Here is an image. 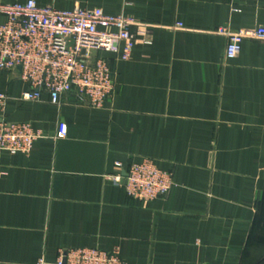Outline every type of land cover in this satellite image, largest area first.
Instances as JSON below:
<instances>
[{"label": "crops", "instance_id": "obj_1", "mask_svg": "<svg viewBox=\"0 0 264 264\" xmlns=\"http://www.w3.org/2000/svg\"><path fill=\"white\" fill-rule=\"evenodd\" d=\"M35 1L134 17L137 41L128 59L100 53L115 74L100 108L73 94L22 100L21 68L0 71V117L43 134L29 152L0 151V264L82 247L127 264H264V39L228 59L218 31L264 25V0ZM145 158L175 180L150 202L111 179Z\"/></svg>", "mask_w": 264, "mask_h": 264}, {"label": "built area", "instance_id": "obj_2", "mask_svg": "<svg viewBox=\"0 0 264 264\" xmlns=\"http://www.w3.org/2000/svg\"><path fill=\"white\" fill-rule=\"evenodd\" d=\"M0 14L6 20L0 25V71L21 68V79L30 90L22 100L39 101L48 93L52 103L65 94H73L79 102L103 107L115 91L114 69L101 52H114L130 57L137 41L131 28L137 19L128 15H109L102 8L59 10L39 6L35 0L0 3ZM227 37L226 58L237 57L245 39H264V25L232 30L218 29ZM9 100L0 94V113ZM0 151L29 152L43 136L28 122H9L0 117ZM67 124L60 121L58 137L67 135ZM122 163H116L120 171ZM124 183L129 197L150 202L165 197L175 186L173 173L161 169L145 158L132 162L125 174L111 176ZM39 264H127L117 250L95 247L60 249L55 261L44 258Z\"/></svg>", "mask_w": 264, "mask_h": 264}, {"label": "water", "instance_id": "obj_3", "mask_svg": "<svg viewBox=\"0 0 264 264\" xmlns=\"http://www.w3.org/2000/svg\"><path fill=\"white\" fill-rule=\"evenodd\" d=\"M1 120V119H0Z\"/></svg>", "mask_w": 264, "mask_h": 264}]
</instances>
